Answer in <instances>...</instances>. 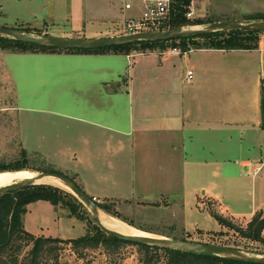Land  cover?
<instances>
[{
  "label": "crops",
  "instance_id": "0c3cea01",
  "mask_svg": "<svg viewBox=\"0 0 264 264\" xmlns=\"http://www.w3.org/2000/svg\"><path fill=\"white\" fill-rule=\"evenodd\" d=\"M126 1L46 0L47 19L27 23L53 36L118 35L124 18L139 13L140 0H130L131 9ZM60 13L62 20L51 21ZM260 37L254 49L0 50V88L20 100L27 85L34 86L36 112L45 120L35 122V137L44 143L36 152L62 155L68 176L89 196L159 203L164 196L192 195L197 205L216 203L215 211L245 223L264 209ZM249 186L252 196H238Z\"/></svg>",
  "mask_w": 264,
  "mask_h": 264
},
{
  "label": "rangeland",
  "instance_id": "374dc122",
  "mask_svg": "<svg viewBox=\"0 0 264 264\" xmlns=\"http://www.w3.org/2000/svg\"><path fill=\"white\" fill-rule=\"evenodd\" d=\"M48 10L46 0H0V26L35 28L41 32L39 35L45 34L42 32L43 28L33 27L29 23H42L43 19L48 17ZM189 10L192 12L190 20L246 21L252 14L264 13V0H192ZM59 15L51 21L62 20L63 14ZM12 21L14 23H11ZM75 22L74 20L73 23ZM205 24L188 25L184 28L203 27ZM34 35L38 34L34 33ZM15 89L17 93L18 87ZM25 91L29 93H25L19 100L12 97V92L0 88V168L20 165L24 166L23 169L36 172L54 169L64 175H70L67 170L70 164L62 155L36 152L41 148L39 145L44 147V143H39L35 137V122L41 123L45 120H43L44 115L36 112L39 103L31 95L34 86L27 85ZM260 174L258 171L253 181L255 183L253 192L256 196H259ZM238 196H252L251 186L243 188ZM196 202L198 203L192 195L164 196L158 205L135 200L120 201L115 209L117 213L115 218L141 231L144 235L173 239L185 237L188 240L230 246L249 254H264V246L259 243L243 239L233 230L222 228L218 231L221 226L204 209L208 206L210 210H214L217 207L216 203L212 205L210 201L205 203L200 201L197 205ZM26 206H28L25 217L26 227L33 231L39 230L38 235L51 234L76 238L86 231V221L71 216L67 208L59 206L53 209L45 200H37ZM56 213L60 215L57 216ZM86 215L87 218L93 219L90 211ZM236 221L243 222L240 218ZM60 255L63 264H88V260H90L89 264H140L139 248L131 244H121L114 249L99 246L86 251L83 259L77 258L69 245L64 244Z\"/></svg>",
  "mask_w": 264,
  "mask_h": 264
},
{
  "label": "trees",
  "instance_id": "16d2710c",
  "mask_svg": "<svg viewBox=\"0 0 264 264\" xmlns=\"http://www.w3.org/2000/svg\"><path fill=\"white\" fill-rule=\"evenodd\" d=\"M192 0H172L170 6V19L164 29L181 28L188 25L209 23V20L193 19L186 17ZM264 19V13H255L248 19ZM19 30L40 34L39 30L28 27H16ZM264 31L254 29L215 30L207 33L180 37L170 40H137L114 46L95 49H60L49 46H37L16 39L0 36V50L11 52H75V53H120L145 52L178 48L186 52L197 48L215 49H254ZM114 89V88H112ZM260 126L264 129V86L260 92ZM24 166H6L0 171L23 169ZM52 172L63 174L51 169ZM68 176V175H66ZM75 184L82 189L75 176H69ZM83 190V189H82ZM92 198V196H90ZM48 201L54 209L61 206L70 211L82 221H86V231L76 238H60L57 236L35 235L25 229L23 215L26 205L37 201ZM99 209L117 217L115 209L117 200H95ZM158 205V203H153ZM88 210L70 192L51 184H35L20 188L12 196L11 192L0 194V264H63L61 251L63 245H69L79 259L85 258L86 251L102 246L105 249L118 248L121 244L136 245L139 248L140 264H263L233 258L202 253L166 248L157 245L136 243L117 238L100 230L94 219L87 218ZM210 215L218 224L228 230H233L239 237L259 243L264 246V209L258 210L245 222H237L235 218L224 216L215 210L209 209ZM180 239H187L181 237ZM262 253V252H258ZM90 260H88V263Z\"/></svg>",
  "mask_w": 264,
  "mask_h": 264
},
{
  "label": "water",
  "instance_id": "95a60500",
  "mask_svg": "<svg viewBox=\"0 0 264 264\" xmlns=\"http://www.w3.org/2000/svg\"><path fill=\"white\" fill-rule=\"evenodd\" d=\"M231 29H254L264 31V19H247L246 21L233 20H221L211 21L206 23L203 27H191V28H174V29H162V30H147L130 34H118L113 36H104L98 38H71L62 36H53L49 34L34 35L26 33L18 28L0 26V36H6L18 41L37 45V46H49L60 49H95L106 46H114L127 42H133L137 40H170L180 37L192 36L202 33H207L215 30H231ZM24 169H15L11 171H18ZM37 178L44 176H52L58 178L64 185H66L72 195H74L88 211L91 212L92 217L96 225L106 234L113 235L120 239L129 240L136 243H145L151 245L162 246L166 248L179 249L183 251L202 252L215 254L233 258L236 260L249 261L254 263L264 264V254H249L237 248H233L226 245H219L208 242L194 241L188 239H173L169 237L159 236H132L122 234L115 230L109 229L104 226L98 216L101 209L97 206L95 200H93L85 191L79 188L75 182L64 174H60L52 171H39L37 172ZM35 184H47L37 183L35 179H23L14 181L12 184L0 187V194L5 192H11L12 196L15 192L24 187H28ZM52 185V184H51ZM56 186V185H55ZM59 187V186H58ZM89 264V263H88Z\"/></svg>",
  "mask_w": 264,
  "mask_h": 264
},
{
  "label": "built area",
  "instance_id": "2783aa9c",
  "mask_svg": "<svg viewBox=\"0 0 264 264\" xmlns=\"http://www.w3.org/2000/svg\"><path fill=\"white\" fill-rule=\"evenodd\" d=\"M172 0H140L139 13L124 18L119 34L137 33L147 30H162L170 19V6ZM125 9H131L132 3L127 0ZM192 12H186V17L190 18ZM264 35V32L262 33ZM172 51L180 52L178 48H171ZM192 77V72L188 71V78ZM264 86V81L262 82ZM96 200L95 197H92ZM98 201V199H97Z\"/></svg>",
  "mask_w": 264,
  "mask_h": 264
},
{
  "label": "bare ground",
  "instance_id": "6f19581e",
  "mask_svg": "<svg viewBox=\"0 0 264 264\" xmlns=\"http://www.w3.org/2000/svg\"><path fill=\"white\" fill-rule=\"evenodd\" d=\"M37 176L38 173L36 171L29 169L18 170V171H11V170L0 171V187L6 186L8 184H12L14 181H18V180L35 179V182L37 183L52 184L70 191V189L56 177L44 176L41 178H37ZM98 216L101 223L104 226H106L109 229L120 232L122 234L132 235V236H153V235H144L141 231L105 213L102 210L99 211Z\"/></svg>",
  "mask_w": 264,
  "mask_h": 264
}]
</instances>
